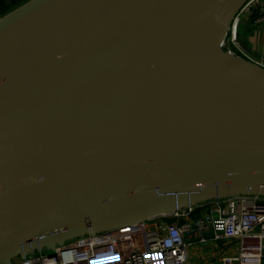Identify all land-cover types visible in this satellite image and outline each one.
Here are the masks:
<instances>
[{"label": "water", "instance_id": "1", "mask_svg": "<svg viewBox=\"0 0 264 264\" xmlns=\"http://www.w3.org/2000/svg\"><path fill=\"white\" fill-rule=\"evenodd\" d=\"M66 1L30 0L0 18V37ZM247 1L86 0L0 72V263L264 195V67L185 56L197 30L229 32Z\"/></svg>", "mask_w": 264, "mask_h": 264}, {"label": "built area", "instance_id": "2", "mask_svg": "<svg viewBox=\"0 0 264 264\" xmlns=\"http://www.w3.org/2000/svg\"><path fill=\"white\" fill-rule=\"evenodd\" d=\"M261 1L248 0L229 30L238 54L230 52L251 61L247 51L239 48L237 31L241 15ZM256 23H264V13ZM219 241H226L219 264H264V195L213 199L170 215L85 234L52 252L34 251L21 264H188L190 246L204 243L214 249Z\"/></svg>", "mask_w": 264, "mask_h": 264}, {"label": "bare ground", "instance_id": "3", "mask_svg": "<svg viewBox=\"0 0 264 264\" xmlns=\"http://www.w3.org/2000/svg\"><path fill=\"white\" fill-rule=\"evenodd\" d=\"M83 3V4H82ZM86 0H67L59 7L36 17L18 30L0 37V72L12 62L24 60L44 39L52 40L66 30ZM229 32H222L211 24L197 30L186 50V58L198 62H229L231 53L223 50Z\"/></svg>", "mask_w": 264, "mask_h": 264}, {"label": "rangeland", "instance_id": "4", "mask_svg": "<svg viewBox=\"0 0 264 264\" xmlns=\"http://www.w3.org/2000/svg\"><path fill=\"white\" fill-rule=\"evenodd\" d=\"M30 0H0V18L7 13L17 9L21 5L29 2ZM240 23L237 31V43L239 48L244 44L242 36L240 34ZM236 46L232 43V33L229 32L223 49L226 52H230V50L236 52L238 54V50H236ZM226 241H219L218 247L214 248L210 244L199 243L189 247V262L188 264H219V253L221 249L226 247ZM53 249H44V252L49 253L52 252ZM21 257H14L12 264H21ZM0 264H9L8 261H2Z\"/></svg>", "mask_w": 264, "mask_h": 264}, {"label": "crops", "instance_id": "5", "mask_svg": "<svg viewBox=\"0 0 264 264\" xmlns=\"http://www.w3.org/2000/svg\"><path fill=\"white\" fill-rule=\"evenodd\" d=\"M262 13H264V0L241 15L240 34L244 41L242 47L248 55L254 61L264 64V23H256V19Z\"/></svg>", "mask_w": 264, "mask_h": 264}, {"label": "trees", "instance_id": "6", "mask_svg": "<svg viewBox=\"0 0 264 264\" xmlns=\"http://www.w3.org/2000/svg\"><path fill=\"white\" fill-rule=\"evenodd\" d=\"M169 221H172V219H168Z\"/></svg>", "mask_w": 264, "mask_h": 264}, {"label": "snow or ice", "instance_id": "7", "mask_svg": "<svg viewBox=\"0 0 264 264\" xmlns=\"http://www.w3.org/2000/svg\"><path fill=\"white\" fill-rule=\"evenodd\" d=\"M114 259H118V258H114Z\"/></svg>", "mask_w": 264, "mask_h": 264}]
</instances>
